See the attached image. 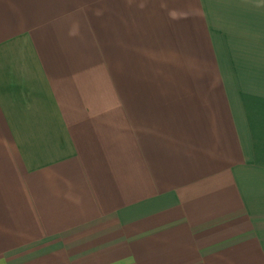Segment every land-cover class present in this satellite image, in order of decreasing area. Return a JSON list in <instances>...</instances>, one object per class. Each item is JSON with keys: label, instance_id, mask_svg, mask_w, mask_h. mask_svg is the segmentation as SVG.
Listing matches in <instances>:
<instances>
[{"label": "crops", "instance_id": "crops-1", "mask_svg": "<svg viewBox=\"0 0 264 264\" xmlns=\"http://www.w3.org/2000/svg\"><path fill=\"white\" fill-rule=\"evenodd\" d=\"M0 264H264V0H0Z\"/></svg>", "mask_w": 264, "mask_h": 264}]
</instances>
